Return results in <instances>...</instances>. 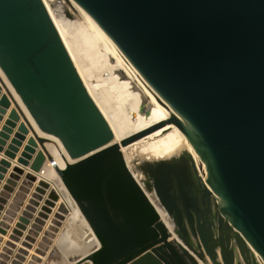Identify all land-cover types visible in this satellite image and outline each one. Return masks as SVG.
Wrapping results in <instances>:
<instances>
[{"label":"water","instance_id":"obj_1","mask_svg":"<svg viewBox=\"0 0 264 264\" xmlns=\"http://www.w3.org/2000/svg\"><path fill=\"white\" fill-rule=\"evenodd\" d=\"M76 1L135 82L170 109L172 120L192 139L208 186L188 156L145 167L148 188L173 221L172 238L129 170L121 145L112 143L113 131L44 1L0 0V70L27 111L0 75V94L1 84L7 92L0 99V118L11 105L8 96L15 104L0 132V151L21 117L4 155L15 159L32 133L17 162L30 164L33 173L25 175L17 196L23 198L33 186L46 160L54 162L99 242L78 264H264V0ZM53 137L72 159L65 157L64 167L47 146ZM10 166L1 160L2 172ZM23 173L14 167L4 189L11 190ZM48 189L22 246L29 249L35 242L61 199L45 178L13 229V242H6L0 264ZM211 201L220 214L216 229L209 223ZM68 212L64 203L58 205L36 253L44 255ZM26 255L19 249L11 264H22ZM38 262L33 255L28 264Z\"/></svg>","mask_w":264,"mask_h":264},{"label":"bare ground","instance_id":"obj_2","mask_svg":"<svg viewBox=\"0 0 264 264\" xmlns=\"http://www.w3.org/2000/svg\"><path fill=\"white\" fill-rule=\"evenodd\" d=\"M43 1L85 87L99 109H102L101 112L106 116L105 118L114 134L112 143L121 145V152L129 170L156 206L162 220L172 232V238H176L173 221L160 204L154 190L148 188L149 178L145 167L162 160L176 162L188 156L196 166L201 182L208 186L201 169L200 157L192 139L182 127L172 120L174 115L170 109L163 106L139 83L135 82L128 68L96 32L80 3L76 0H63L64 3L68 4L67 8L71 9L69 10L72 18H68V15L65 14L67 8H64V6L57 7V0ZM117 66L124 73L126 83L123 82V76L119 77L118 71H114ZM136 94L146 101L136 97ZM16 96L25 108L19 96L17 94ZM32 122H34L33 119ZM146 130H149V132L125 145L122 144L123 140L135 137ZM39 133L44 135L40 131ZM53 140L54 142L47 144V146L54 160L60 167H64L65 157L70 162L72 159L61 141L56 137H53ZM47 171L44 178L51 183V188L59 192L61 199L58 202L65 204L66 200L64 198H66L72 210L69 211L67 207L69 212L63 222H66L68 218L70 225L62 232L57 245L66 246L71 253L70 255L79 254L80 258L98 246L99 242L54 167L48 168ZM55 179L59 180L58 183L54 182ZM79 225H83L84 229L82 233L77 234L75 233L76 226ZM36 254V256H40L38 253ZM199 264L205 263L200 261ZM210 264L212 263L210 262Z\"/></svg>","mask_w":264,"mask_h":264},{"label":"crops","instance_id":"obj_3","mask_svg":"<svg viewBox=\"0 0 264 264\" xmlns=\"http://www.w3.org/2000/svg\"><path fill=\"white\" fill-rule=\"evenodd\" d=\"M0 75L4 79L7 87L10 89L11 93L13 96L17 99L16 93L14 89L11 87L10 83L7 81L6 77L0 70ZM2 90L0 94V99L3 94H7L6 89L3 84H1ZM9 97V100L11 102V105L6 108V113L1 114L0 118V132L2 131L3 126L5 125V122L7 121L9 114L13 108H15L14 101ZM20 103V102H19ZM21 104V103H20ZM22 106V105H21ZM23 110L27 114V111L25 108L22 106ZM22 119V120H21ZM19 121H17V126L13 128V132L10 134V138L7 140V144L4 146L3 151H0V162L2 159H6L10 161L11 166L7 168L6 172H2L0 170V229L3 230V232L0 233V255L3 253V249L5 247V244L7 241H12L10 240V236L12 235L13 229L16 228L17 223H19V218L22 217V213L25 211L26 206L28 205L29 200L31 199L32 194L35 192V188L38 185L39 180H36L33 184V186L28 187L27 186V191L22 192L23 198L18 197L17 193L19 192V187L22 186L23 180L25 179V175L27 173H33V171L30 169V164L28 166H24L22 164H19L17 162L18 157H20L28 138L31 136L32 133L27 135L26 139L23 141V145L19 147V151L17 152V156L15 159H10L9 157L4 155V151L7 149L8 145L11 142V139L14 137L15 133H17V129L19 124L23 121V118L21 117ZM32 120V119H31ZM34 123V122H33ZM35 124V123H34ZM36 126V125H35ZM38 130V129H37ZM39 133V132H38ZM40 134V133H39ZM41 135V134H40ZM39 149V148H38ZM48 160L44 163L43 166L46 165ZM32 162V159L30 163ZM20 167L24 170V173L20 175V179L16 181L15 185H11V190L6 191L4 189L6 184V181L10 178V174L13 172L14 167ZM48 171H46L47 174ZM47 176V175H46ZM48 178V176H47ZM50 189L47 190L45 194L42 195V199L39 201V205L35 206V211L32 212L31 217H29V220L26 224H24V229L22 230V236L19 237L18 242H14L16 247L12 250L13 252L10 254H6L7 256L5 258V264H11L12 259H14L15 255L18 253L19 249H26L28 251V255L25 256V261H23L22 264H28L29 261H31L33 255L36 254V250L38 249V243L41 241L42 237L44 236L45 231L47 230L48 225L51 222V219L53 218L54 214L57 211V207L60 202L56 204L54 208H52V212L49 214V218L44 220L45 224L42 225V230L38 232V236L35 237V242L32 244V246L27 249L22 246V243L25 241L26 235H28L29 230H31V226L34 223V220L38 217V213L41 211V208L44 206V202L47 199L48 193ZM5 193V195H4ZM17 199L16 202L14 200ZM7 217V220H4V218ZM69 219L67 218L66 222L63 224L62 230L70 225ZM8 223V227L5 229L4 227L1 226V223ZM5 229V230H4ZM60 229V231H62ZM62 231V232H63ZM60 232H58L57 236L59 235ZM13 242V241H12ZM62 247V248H61ZM70 251L67 249L66 246L63 245H56V238L53 240V243L48 247L47 250H45L44 255L38 256L40 258V262L37 264H78L76 261L79 258V254H72L70 255Z\"/></svg>","mask_w":264,"mask_h":264},{"label":"rangeland","instance_id":"obj_4","mask_svg":"<svg viewBox=\"0 0 264 264\" xmlns=\"http://www.w3.org/2000/svg\"><path fill=\"white\" fill-rule=\"evenodd\" d=\"M56 5H57V7L58 6H64V8H67V6H68V4H66V3H64V1L63 0H57V2H56ZM70 9V8H69ZM68 8H67V12L65 13V14H67L68 15V18H72V14L70 15V10H69ZM118 71V75H119V77H122L123 75H124V73H122V70H120V68L117 66V68H114V71ZM126 78V77H125ZM125 78H124V76H123V82H125L126 83V80H125ZM137 95V94H136ZM135 95V96H136ZM136 97H139V98H141V99H143V100H145L144 98H142L140 95H137ZM146 101V100H145ZM146 104V103H145ZM102 110V109H101ZM104 115V114H103ZM105 116V115H104ZM106 117V116H105ZM187 160H188V158H187ZM188 162H189V160H188ZM49 179V178H48ZM58 179H55L54 180V182L55 183H58ZM65 200H66V206L69 208V211H72L71 210V207H70V205H69V203H68V201H67V199L66 198H64ZM65 222H63V224H64ZM63 227V226H62ZM62 227L60 228L61 230H62ZM77 227H78V229H77ZM80 229V230H79ZM83 229H84V227H83V225H79V226H76V231H75V233H77V234H80V233H82V231H83ZM63 231V230H62ZM62 231H60V233H59V235L56 237V245L58 244V240H59V238H60V236H61V234H62Z\"/></svg>","mask_w":264,"mask_h":264},{"label":"flooded vegetation","instance_id":"obj_5","mask_svg":"<svg viewBox=\"0 0 264 264\" xmlns=\"http://www.w3.org/2000/svg\"><path fill=\"white\" fill-rule=\"evenodd\" d=\"M188 181L190 180L188 179ZM207 207H208V204L206 203L204 208L206 209ZM210 210H211V213H210ZM219 221H220L219 211L217 207L215 206V202L211 201L209 202V223H215L216 225L215 229H216L219 226Z\"/></svg>","mask_w":264,"mask_h":264},{"label":"built area","instance_id":"obj_6","mask_svg":"<svg viewBox=\"0 0 264 264\" xmlns=\"http://www.w3.org/2000/svg\"><path fill=\"white\" fill-rule=\"evenodd\" d=\"M50 167H54V162L53 161H47L46 165L42 167L41 171L39 172V174H37V180H41L42 178L45 177V173L48 170V168Z\"/></svg>","mask_w":264,"mask_h":264}]
</instances>
